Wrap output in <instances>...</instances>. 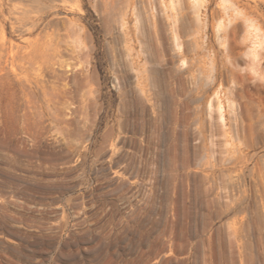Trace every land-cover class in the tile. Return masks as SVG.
I'll return each mask as SVG.
<instances>
[{"label":"rangeland","instance_id":"1","mask_svg":"<svg viewBox=\"0 0 264 264\" xmlns=\"http://www.w3.org/2000/svg\"><path fill=\"white\" fill-rule=\"evenodd\" d=\"M202 1L178 56L151 4L146 37L140 0L57 12L97 85L69 128L46 116L36 148L19 135L0 145V264H264V0ZM13 4H32L0 0L8 40L23 44ZM124 67L133 95L115 87ZM149 68L165 72L159 95L142 81ZM215 90L224 122L217 101L208 109Z\"/></svg>","mask_w":264,"mask_h":264},{"label":"bare ground","instance_id":"2","mask_svg":"<svg viewBox=\"0 0 264 264\" xmlns=\"http://www.w3.org/2000/svg\"><path fill=\"white\" fill-rule=\"evenodd\" d=\"M69 3V0H31L32 8L13 4L7 11L10 28L14 36L23 39V44L8 40L6 27L0 24V135L5 132L8 136L0 145L14 144L12 138L19 135L21 139L18 146L24 152L28 151V146L36 148L42 133L47 132V117L54 128H69L73 120L67 117L80 112L82 104L86 102L85 89L97 85L95 70L81 62L83 53H80V46L66 43L69 36L66 28L61 33L57 12ZM139 4L143 36L149 33L146 28V5L151 4L152 27L159 37L170 22L173 25L170 44L174 55L178 56L182 46L180 35L188 34L189 29L198 24L203 1L140 0ZM123 25L117 28V33H120ZM249 28L256 29L253 24ZM153 65L158 63L154 61ZM186 67L187 63L183 59L177 69L171 68L169 72L175 78H180ZM131 73V69L124 67L122 75L115 79V87L133 95L138 77ZM164 74L162 70L149 68L143 71L142 81L149 82L154 90L157 89L154 94L159 95ZM210 81L213 83L214 79ZM140 93L144 94L142 91ZM218 93L217 90L213 92L208 109L211 110L213 101H217L219 117L224 122V110ZM95 102L92 99L91 106L95 107ZM110 135L111 132L106 131L104 139H109Z\"/></svg>","mask_w":264,"mask_h":264}]
</instances>
